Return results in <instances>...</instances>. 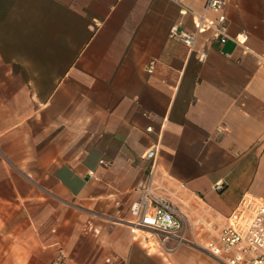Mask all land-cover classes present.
<instances>
[{"label":"crops","instance_id":"1","mask_svg":"<svg viewBox=\"0 0 264 264\" xmlns=\"http://www.w3.org/2000/svg\"><path fill=\"white\" fill-rule=\"evenodd\" d=\"M181 6L215 16L205 0H0V264L59 249L66 264H222L130 223L154 142L156 191L203 236L264 197V0L223 6L242 45Z\"/></svg>","mask_w":264,"mask_h":264},{"label":"built area","instance_id":"2","mask_svg":"<svg viewBox=\"0 0 264 264\" xmlns=\"http://www.w3.org/2000/svg\"><path fill=\"white\" fill-rule=\"evenodd\" d=\"M227 0H205V9H211L215 16L208 17L203 12L196 13L183 6L181 14L189 12L197 19L195 29L202 24L212 28V37L221 41L233 39L237 44L243 40L229 33L228 22L223 6ZM168 34L191 47L195 40V33L181 28L179 22L170 25ZM205 52L200 51L199 58H205ZM154 59L147 63V70L152 71ZM152 131V125L145 127ZM223 127H217L221 132ZM157 142L152 143L141 156L150 160V172L146 179L137 182L134 190L136 198L132 201L129 212L132 215L130 223L135 227L151 231L163 238H173L176 242H185L202 248L209 255L222 264H264V197L245 194L234 211L227 216L224 224L216 227L212 222L205 225V236L196 224L189 221L187 214L168 197L159 194L156 189L161 188L154 182L153 170L157 152ZM102 161V160H101ZM222 187L217 181L215 188ZM51 264H66L65 255L59 249Z\"/></svg>","mask_w":264,"mask_h":264},{"label":"rangeland","instance_id":"3","mask_svg":"<svg viewBox=\"0 0 264 264\" xmlns=\"http://www.w3.org/2000/svg\"><path fill=\"white\" fill-rule=\"evenodd\" d=\"M83 211H86V212H89V213H92L93 211L91 209H83ZM162 237V235H160ZM152 242H153V245L157 243V241H155L154 239H152Z\"/></svg>","mask_w":264,"mask_h":264}]
</instances>
